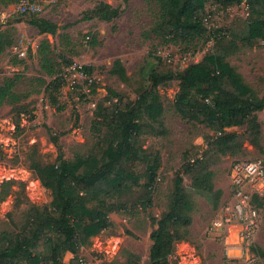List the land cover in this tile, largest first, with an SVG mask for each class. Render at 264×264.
Returning <instances> with one entry per match:
<instances>
[{
    "label": "rangeland",
    "instance_id": "obj_1",
    "mask_svg": "<svg viewBox=\"0 0 264 264\" xmlns=\"http://www.w3.org/2000/svg\"><path fill=\"white\" fill-rule=\"evenodd\" d=\"M165 7V0H0V245L29 222L26 205L42 208L51 199L33 164L86 158L109 117V92L119 106L121 97L134 101L153 87L164 132L136 140L158 162L153 182L149 161H132L124 167L137 176V185L107 197L87 194L86 205L105 210L109 225L76 252H63L60 262L82 257L91 264H149V234L169 210L179 174L191 201L190 223L170 225L180 238L169 264H264V200L247 249L236 247L232 225L226 231L213 225L231 192L232 162L264 158V107L254 112V121L249 116L218 131L174 105L184 70L216 48L262 96L264 37H250L249 29L256 17L264 24V13L254 14L244 0H204L206 34L176 39L159 30ZM97 10L112 13L98 16ZM40 18L54 24L53 31L41 32L33 22ZM73 63L88 69L73 75L66 71ZM224 132L241 136L226 151L210 148ZM252 256L256 261L249 263Z\"/></svg>",
    "mask_w": 264,
    "mask_h": 264
},
{
    "label": "trees",
    "instance_id": "obj_2",
    "mask_svg": "<svg viewBox=\"0 0 264 264\" xmlns=\"http://www.w3.org/2000/svg\"><path fill=\"white\" fill-rule=\"evenodd\" d=\"M241 1L223 0L226 4ZM165 2V11L159 24L161 33L176 39L206 34L203 26L204 0ZM244 2L254 14L264 13V0ZM95 14L109 15L99 10ZM33 22L41 32H50L55 28L54 24L43 18ZM249 35L264 37L261 18L256 17L250 23ZM109 94V117L101 122L98 139L86 158L76 157L72 162L59 159L57 164H33L34 173L40 183L50 190L51 199L42 208L25 206L30 220L8 239L5 246L0 245V264H77L78 259L70 260L69 263L60 262L62 253L76 252L90 241L91 236L109 225L107 212L87 206L85 196L107 197L129 184L137 185V176L124 167L132 161H149L148 179L150 183L153 182L158 162L136 140L143 134L160 135L164 132L160 119L163 106L159 94L150 87L134 101L121 97L119 106L111 101L116 93L110 91ZM174 105L179 114L204 122L219 131L224 127L242 125L249 116L254 121V112L264 107V93L256 97L234 68L224 60L223 50L216 48L206 53L200 62L184 70ZM15 127L17 133L24 130L17 119ZM240 136L236 132H224L210 142V148L226 151ZM185 171H191L190 164L186 165ZM181 182L182 177L177 174L170 208L157 220L149 234V264H169L168 255L172 253L174 242L180 238L170 229V225L190 223L187 213L191 210V201L185 197ZM253 199V203L260 207L264 196L253 195ZM106 206L109 207L108 204Z\"/></svg>",
    "mask_w": 264,
    "mask_h": 264
},
{
    "label": "built area",
    "instance_id": "obj_3",
    "mask_svg": "<svg viewBox=\"0 0 264 264\" xmlns=\"http://www.w3.org/2000/svg\"><path fill=\"white\" fill-rule=\"evenodd\" d=\"M83 66L73 63L66 71L82 76ZM231 192L220 207V214L214 221V227H222L224 231L232 225L236 228V247L247 249L258 228L259 208L250 202L253 195L264 196V158L241 159L234 162L229 172ZM79 264H91L84 258H78ZM251 257L248 262H255Z\"/></svg>",
    "mask_w": 264,
    "mask_h": 264
},
{
    "label": "bare ground",
    "instance_id": "obj_4",
    "mask_svg": "<svg viewBox=\"0 0 264 264\" xmlns=\"http://www.w3.org/2000/svg\"><path fill=\"white\" fill-rule=\"evenodd\" d=\"M250 245V244H249Z\"/></svg>",
    "mask_w": 264,
    "mask_h": 264
}]
</instances>
